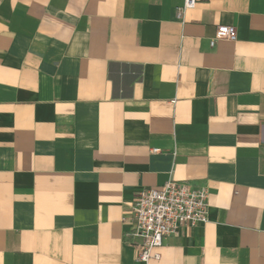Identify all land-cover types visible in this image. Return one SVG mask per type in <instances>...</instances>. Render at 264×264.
I'll use <instances>...</instances> for the list:
<instances>
[{
	"label": "crops",
	"instance_id": "obj_1",
	"mask_svg": "<svg viewBox=\"0 0 264 264\" xmlns=\"http://www.w3.org/2000/svg\"><path fill=\"white\" fill-rule=\"evenodd\" d=\"M184 2L0 0V264H143L124 217L170 178L208 221L149 264H264V0Z\"/></svg>",
	"mask_w": 264,
	"mask_h": 264
},
{
	"label": "built area",
	"instance_id": "obj_2",
	"mask_svg": "<svg viewBox=\"0 0 264 264\" xmlns=\"http://www.w3.org/2000/svg\"><path fill=\"white\" fill-rule=\"evenodd\" d=\"M197 1L185 0L179 11L195 8ZM236 38L235 26L218 25L211 45L214 46L218 39ZM208 198V188L173 178L162 186L143 191L134 201L129 215L124 217L133 224L126 240L136 250V261L149 264L152 259L159 260L161 255L157 250L165 238L180 236L186 227L205 224L209 214Z\"/></svg>",
	"mask_w": 264,
	"mask_h": 264
}]
</instances>
